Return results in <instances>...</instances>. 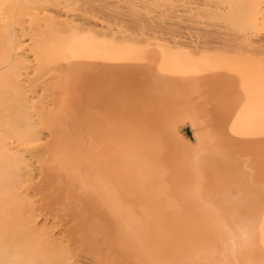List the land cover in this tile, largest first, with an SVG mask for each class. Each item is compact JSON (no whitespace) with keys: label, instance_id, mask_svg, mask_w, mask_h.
<instances>
[{"label":"bare ground","instance_id":"1","mask_svg":"<svg viewBox=\"0 0 264 264\" xmlns=\"http://www.w3.org/2000/svg\"><path fill=\"white\" fill-rule=\"evenodd\" d=\"M264 0H0V264H264Z\"/></svg>","mask_w":264,"mask_h":264},{"label":"rangeland","instance_id":"2","mask_svg":"<svg viewBox=\"0 0 264 264\" xmlns=\"http://www.w3.org/2000/svg\"><path fill=\"white\" fill-rule=\"evenodd\" d=\"M262 8H264V4H262Z\"/></svg>","mask_w":264,"mask_h":264}]
</instances>
